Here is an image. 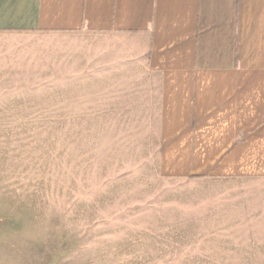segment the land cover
<instances>
[{
    "label": "rangeland",
    "instance_id": "1",
    "mask_svg": "<svg viewBox=\"0 0 264 264\" xmlns=\"http://www.w3.org/2000/svg\"><path fill=\"white\" fill-rule=\"evenodd\" d=\"M35 41L0 57V264H264V179L164 176L138 89Z\"/></svg>",
    "mask_w": 264,
    "mask_h": 264
},
{
    "label": "crops",
    "instance_id": "2",
    "mask_svg": "<svg viewBox=\"0 0 264 264\" xmlns=\"http://www.w3.org/2000/svg\"><path fill=\"white\" fill-rule=\"evenodd\" d=\"M36 37L138 89L164 176L264 179V0H0V57L35 68Z\"/></svg>",
    "mask_w": 264,
    "mask_h": 264
}]
</instances>
